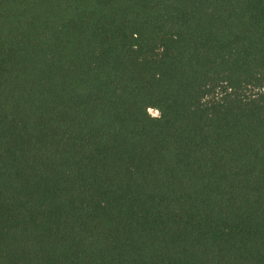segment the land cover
<instances>
[{"label":"trees","instance_id":"obj_1","mask_svg":"<svg viewBox=\"0 0 264 264\" xmlns=\"http://www.w3.org/2000/svg\"><path fill=\"white\" fill-rule=\"evenodd\" d=\"M0 264H264V0H0Z\"/></svg>","mask_w":264,"mask_h":264},{"label":"rangeland","instance_id":"obj_2","mask_svg":"<svg viewBox=\"0 0 264 264\" xmlns=\"http://www.w3.org/2000/svg\"><path fill=\"white\" fill-rule=\"evenodd\" d=\"M150 112H151L152 115H154V116H157V115H158V113H157L156 111H154V110H151Z\"/></svg>","mask_w":264,"mask_h":264}]
</instances>
